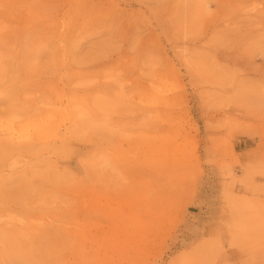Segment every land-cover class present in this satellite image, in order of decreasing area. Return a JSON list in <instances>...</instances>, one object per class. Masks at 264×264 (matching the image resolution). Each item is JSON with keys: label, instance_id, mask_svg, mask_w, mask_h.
<instances>
[{"label": "rangeland", "instance_id": "1", "mask_svg": "<svg viewBox=\"0 0 264 264\" xmlns=\"http://www.w3.org/2000/svg\"><path fill=\"white\" fill-rule=\"evenodd\" d=\"M0 264H264V0H0Z\"/></svg>", "mask_w": 264, "mask_h": 264}]
</instances>
